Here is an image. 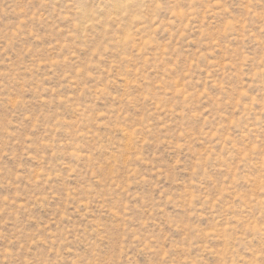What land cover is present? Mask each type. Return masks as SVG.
Segmentation results:
<instances>
[{
  "label": "rangeland",
  "instance_id": "1",
  "mask_svg": "<svg viewBox=\"0 0 264 264\" xmlns=\"http://www.w3.org/2000/svg\"><path fill=\"white\" fill-rule=\"evenodd\" d=\"M107 1L0 0V264H264V0Z\"/></svg>",
  "mask_w": 264,
  "mask_h": 264
},
{
  "label": "bare ground",
  "instance_id": "2",
  "mask_svg": "<svg viewBox=\"0 0 264 264\" xmlns=\"http://www.w3.org/2000/svg\"><path fill=\"white\" fill-rule=\"evenodd\" d=\"M130 1L131 0H108L106 6L118 14V12L123 11L127 7L144 5V0H132V3Z\"/></svg>",
  "mask_w": 264,
  "mask_h": 264
}]
</instances>
